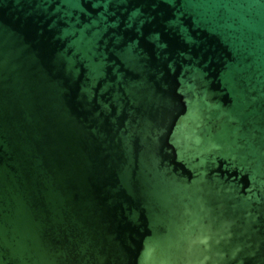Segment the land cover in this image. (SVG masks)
<instances>
[{
	"label": "water",
	"instance_id": "1",
	"mask_svg": "<svg viewBox=\"0 0 264 264\" xmlns=\"http://www.w3.org/2000/svg\"><path fill=\"white\" fill-rule=\"evenodd\" d=\"M0 264H264V0H0Z\"/></svg>",
	"mask_w": 264,
	"mask_h": 264
}]
</instances>
